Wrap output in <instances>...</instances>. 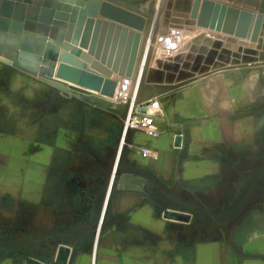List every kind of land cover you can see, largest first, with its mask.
Instances as JSON below:
<instances>
[{"label": "rangeland", "instance_id": "obj_1", "mask_svg": "<svg viewBox=\"0 0 264 264\" xmlns=\"http://www.w3.org/2000/svg\"><path fill=\"white\" fill-rule=\"evenodd\" d=\"M109 1L150 16L151 13L160 12L165 0ZM226 1L250 8H255L258 3V0ZM162 16L159 29L162 27ZM159 29L158 37L173 36L170 30L162 34ZM185 31L181 32L183 37L178 39V47L189 41L194 34L189 31L188 35V31ZM146 34L148 36L149 31ZM154 36L155 32L151 39ZM177 48L170 54H175ZM166 53V56L170 55ZM154 89L145 84L136 86L131 103L129 97H116L111 108L114 116L106 134L99 129L96 134H88L85 128L89 121V109L104 111L110 107L101 103L92 105L83 98L72 97L73 92L82 93L52 80L33 77L12 67L10 61L0 56V177L34 179L31 186L27 184L26 191L22 179L14 182L11 189L15 188L19 197L10 198L7 203L18 207L24 206L25 201H33V206L39 204L43 199L39 191L46 188L41 177H78L75 184L80 191L85 192L99 188V180L108 177L110 170H113L114 177L123 172L131 176L156 177L153 174L154 162L146 163L144 160L138 169L134 160L125 164L118 160L122 149H126L130 134L133 133L135 137L138 132L134 129H139L132 126L129 110H132L136 100L141 101L152 93L160 92ZM160 94L163 114L156 119V124L162 135L149 139L140 134L138 141H152L155 146L162 137L168 134L172 136L173 129H183V125H186L188 132L182 138L201 143L204 148L202 157L210 163V172L204 177H232L230 182L225 183L208 181V197L204 195L206 191H200L196 186L192 189L190 199L184 204L190 213L186 227L193 234L205 235L208 232L210 237L232 232L234 223L248 217L250 206L264 205V62L227 65L209 70L183 87L166 92L162 90ZM117 109L122 110L121 116L117 115ZM165 118L170 124H163ZM125 121L126 126H129L123 131ZM159 122L163 125L160 126ZM42 123L49 127L48 137L47 130L42 129ZM77 125L82 130L79 134L74 128ZM58 127L59 133L56 134ZM122 131L125 133L123 136ZM52 132L55 133L53 137L50 136ZM177 138L181 140L179 134ZM51 144H54V148H51ZM195 150L194 155L198 152ZM150 154L152 156L143 159L157 160L156 150L150 149ZM218 185H221L219 190ZM50 188H56L55 182ZM30 190L32 198L23 197ZM82 200L88 203L87 197ZM22 217L17 214V220ZM18 225L21 227H17V245L1 247V254L16 251L25 256L23 221ZM39 232L34 229L33 234L39 236ZM40 249V244H34V250ZM39 254L46 256L41 251ZM33 256L40 258L35 253ZM44 263L52 264L49 261ZM28 264H32L31 261Z\"/></svg>", "mask_w": 264, "mask_h": 264}, {"label": "crops", "instance_id": "obj_2", "mask_svg": "<svg viewBox=\"0 0 264 264\" xmlns=\"http://www.w3.org/2000/svg\"><path fill=\"white\" fill-rule=\"evenodd\" d=\"M145 64L147 61L144 59L143 70ZM157 91H160L155 92L160 97L162 90ZM89 96L92 95L72 94V97L83 98L92 105L101 103L110 109H89L85 129L88 134H96L98 129L106 134L114 116L111 108L115 103ZM118 114L122 115L121 109H117ZM164 121V125L170 124L167 118ZM126 124L127 121L123 131L128 129ZM163 124L159 122L160 126ZM183 126V129H173L172 136L162 137L155 146L152 141L140 143V134L149 139L155 137L147 136L141 128L134 129L137 135L130 134L126 149H122L119 159L116 158L122 164L134 160L138 169L144 160L146 163L154 162L153 174L156 177L131 176L124 172L114 177L113 170H110L108 177L99 180L101 187L86 192L77 188L78 177H41L42 184H46V188L39 191L43 195L42 201L36 206H33V201H25L20 207L7 203L8 199L18 196L11 185L22 179L26 191L27 184L31 186L34 179L0 177V249L17 245L18 223L23 221L25 230V256L16 251L7 254L0 251V264H28L30 261L32 264H49L44 261L54 264L61 246L69 250L65 264H264V205L250 206L248 217L234 223L232 232L216 237H210L208 232L205 235L193 234L186 227L189 221L179 222L164 217L165 210L190 215L184 204L195 186L206 191L204 195L208 197V181L225 183L232 179L204 177L210 172V163L202 157L204 148L201 143L182 138L188 132L187 126ZM74 128L78 134L82 132L78 125ZM42 129L47 130L48 137L49 127L43 124ZM123 131L122 136L125 134ZM178 134L181 140H178ZM54 135V132L50 133V136ZM143 149L156 150L157 160L143 159L146 157L141 155ZM195 149L198 152L194 155ZM53 181L56 188H50ZM225 187L222 186L223 189ZM219 189L221 185H218ZM32 194L30 190L23 197L32 198ZM85 197L88 203L82 200ZM18 213L23 215L19 219L21 222L17 220ZM34 229L40 231L39 236L33 234ZM36 243L41 247L38 251L34 250ZM40 251L46 256H39ZM34 253L40 258L34 257Z\"/></svg>", "mask_w": 264, "mask_h": 264}, {"label": "water", "instance_id": "obj_3", "mask_svg": "<svg viewBox=\"0 0 264 264\" xmlns=\"http://www.w3.org/2000/svg\"><path fill=\"white\" fill-rule=\"evenodd\" d=\"M77 1L0 0V56L33 77L62 81L84 94L111 96L117 86L113 74L132 77L143 19L116 9L118 17L108 16L102 13V4V17L86 16L72 43L80 12ZM257 4L249 10L217 0L167 1L160 32L171 31L169 27L185 28L195 35L175 54L154 58L141 83L168 91L209 70L264 62V0ZM198 28L204 31L196 32ZM144 107L145 103H139L136 112H143ZM163 215L190 221L189 214L174 210H165ZM68 253L61 246L55 263L65 264Z\"/></svg>", "mask_w": 264, "mask_h": 264}, {"label": "bare ground", "instance_id": "obj_4", "mask_svg": "<svg viewBox=\"0 0 264 264\" xmlns=\"http://www.w3.org/2000/svg\"><path fill=\"white\" fill-rule=\"evenodd\" d=\"M73 1L75 2L77 0H73ZM96 1H94V0H88V1H84V2L83 1H81V2L77 1L78 5L80 7V12H79V16H78L79 20L76 22V27L72 31V43H74L76 38H77L76 37L77 36V32L76 31L78 30L79 23L86 16L102 17V15L99 14V9L101 8L102 4H103L102 5V13L103 14H107L108 16H116V13L114 11L115 9L118 10V11L119 10L120 11H127L129 13H132V14L140 16V19H143L144 26H142L141 29H140L141 32H142V36H141V39H140L139 48H138V52H137V56H136V60H135V64H134L133 74H132V77L130 79H127V81H130L135 76H138V75L142 76L143 72L145 71V68L150 63L152 65V63L154 62V58L155 57H158L160 55L165 57L166 54H167L166 52H169V54H170V52L172 53V51L175 50L174 48L175 47L177 48L178 45H179L178 41H180V40H178V39H180V38L182 39V37H183L181 35V32L186 30L185 28H176V29H173V30L171 29L172 31H170L169 33L173 34L172 37L170 35H169V37L168 36H164V35H163V37H158L157 33H158V29L160 27V21H161L160 18L163 15L162 13H164L163 12L164 11V7L167 5V1H169V0L163 1V5L161 6L162 9L160 10L159 13H154V14L151 13L150 16L145 15V14H143L141 12H138V11H136L134 9H131L130 7H128L126 5H120L119 3L117 4L116 2H113V1H109V0H100V1L98 0L99 2L98 1L96 2ZM217 1L225 2V3H228V4H233V5L238 6V7H243V8L246 7V9H249V10L255 9L253 7L250 8V7L246 6V5L233 3L231 1H226V0H217ZM258 1H260V0H258ZM47 17L48 16L42 15L43 19L44 18L46 19ZM116 17H118V16H116ZM148 27H149V29H148ZM145 29H148V30H145ZM148 31L150 33L148 35L149 39H148V36L146 34V32H148ZM151 31H152V33H151ZM199 31H204V30H202L201 28H198L196 32H199ZM154 32H155V36H154L153 39H151L153 37V35H154ZM185 32H187V31H185ZM188 33H189V31L187 32V34ZM194 35H195V32L192 35V37ZM180 46H181V44H180ZM164 53H166V54H164ZM71 58H72L73 62H75L77 64H82L81 60H79L77 58H74V57H71ZM71 58H69V59H71ZM144 59L147 61V64H145V68L143 70V61H144ZM112 78L117 81V86H116V89H115L114 93L111 96H103V95L102 96H98V95H95V94H85V95L98 96V97H101V98H103L105 100H110V101L114 100L118 96V92L120 90L118 88V86L121 84L122 80L126 79V77L113 74ZM52 81H55V83H58V85H62V86L63 85H65V86L68 85V84H66V83H64L62 81H56V80H52ZM139 85L143 86L144 84L139 81ZM67 87H69V86H67ZM135 88H136V84L131 85L127 89H125L123 91L124 99L130 97L131 95H133ZM82 94H84V93H82Z\"/></svg>", "mask_w": 264, "mask_h": 264}, {"label": "built area", "instance_id": "obj_5", "mask_svg": "<svg viewBox=\"0 0 264 264\" xmlns=\"http://www.w3.org/2000/svg\"><path fill=\"white\" fill-rule=\"evenodd\" d=\"M158 57H162V55L158 56ZM156 58V57H155ZM142 78V76H141ZM139 81L141 82V79L138 76H135L134 78H132L130 81H127V79H124L121 81V85L119 87V92H118V96L117 97H121L123 98V91L125 89H127L129 86L134 85L139 83ZM136 104L133 105V107H131V111L129 110V106H128V114L131 117V124L132 126L135 125L139 128H141L144 133L149 136V137H157L160 134L159 129L157 128V124H156V119L159 116H162L163 111H162V104L160 101V98L158 95L156 94H151V96H148L147 98L139 101L136 100ZM145 103V107L143 108V112H136V108L138 106L139 103ZM129 105L131 106V104L129 103ZM133 114V115H132ZM142 156H152L150 154V151L147 149H143L141 152Z\"/></svg>", "mask_w": 264, "mask_h": 264}]
</instances>
